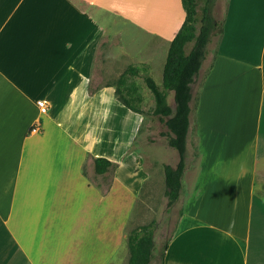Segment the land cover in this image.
Here are the masks:
<instances>
[{
  "label": "crops",
  "instance_id": "0c3cea01",
  "mask_svg": "<svg viewBox=\"0 0 264 264\" xmlns=\"http://www.w3.org/2000/svg\"><path fill=\"white\" fill-rule=\"evenodd\" d=\"M184 18L181 0H0V264H127L148 174L142 115L112 84L129 66L153 77ZM221 19L189 116L198 164L159 264H264V0H226ZM93 158L117 166L96 174Z\"/></svg>",
  "mask_w": 264,
  "mask_h": 264
},
{
  "label": "trees",
  "instance_id": "16d2710c",
  "mask_svg": "<svg viewBox=\"0 0 264 264\" xmlns=\"http://www.w3.org/2000/svg\"><path fill=\"white\" fill-rule=\"evenodd\" d=\"M215 2L216 0H181L185 18L168 47L161 85L155 82L145 65L141 68L129 66L112 84L117 100L142 116L144 113L140 104L143 100L140 94H135L137 87L133 79L141 77L152 96L151 115L165 126L166 131L161 135L178 155L175 166L162 165L164 195L168 208L179 200L181 180L186 169L187 133L189 116L193 110L191 106L193 86L202 62L208 55L209 44L213 39H219L223 31V20L217 19L213 14ZM140 69L143 71L142 74L139 73ZM97 88L90 83L89 94H93ZM169 93L173 95V107L168 104ZM116 166V163L104 158H93V170L96 174H103ZM181 215L182 210L178 213L179 217ZM153 232L154 222H150L127 233V264L152 262L155 258Z\"/></svg>",
  "mask_w": 264,
  "mask_h": 264
},
{
  "label": "rangeland",
  "instance_id": "374dc122",
  "mask_svg": "<svg viewBox=\"0 0 264 264\" xmlns=\"http://www.w3.org/2000/svg\"><path fill=\"white\" fill-rule=\"evenodd\" d=\"M226 5V0H216L213 14L217 19H221L224 14ZM126 44V43H125ZM127 45V44H126ZM129 47V46H128ZM216 47V39L210 43L208 47V61L204 65V73L196 80L193 86V101L192 108L194 111L195 105L198 99V90L202 84L204 76L210 65V60L212 59L213 53ZM165 55V53H164ZM99 56V55H98ZM113 62H130L131 57L125 56L121 58H112ZM156 63V62H155ZM159 70L152 73L155 82L161 85L162 80V68L161 65L164 62H158ZM163 63V64H162ZM207 64V67H206ZM126 64H124L125 66ZM116 77V76H112ZM133 82L135 86L139 89V93L142 96V103L140 104L143 110L142 124L140 125L138 132V139L136 138V143L138 146L135 148L137 152L140 153L142 160L144 161V169L148 174V179L143 183L142 190L138 199L136 200L135 206L130 215V220L126 227V234L141 225L149 224L154 222V244L157 250V256L154 264H159L158 254L162 250L165 241L173 235L176 230L178 223V213L183 209V203L187 195L190 193L191 188V178L195 173L198 164V152L196 148V137L194 130L190 136V147H187L189 152L187 156L188 173L184 182V190L179 196V200L171 207H167V198L164 195V183H163V169L162 165L158 163L157 159L165 161L168 165H174L178 160L177 152L167 145L166 138L161 134L166 131L165 126L155 117L151 115L152 108V96L148 89L146 88L142 78H134ZM95 84V83H94ZM102 84V83H101ZM172 93L168 95V102L173 107V97ZM264 123V118H263ZM263 136H261V141ZM264 140V139H263ZM260 141V154L262 155L264 149L261 146ZM175 166V165H174ZM255 192L258 196L264 199V157L259 161L256 168V178H255ZM125 264V263H124Z\"/></svg>",
  "mask_w": 264,
  "mask_h": 264
},
{
  "label": "built area",
  "instance_id": "2783aa9c",
  "mask_svg": "<svg viewBox=\"0 0 264 264\" xmlns=\"http://www.w3.org/2000/svg\"><path fill=\"white\" fill-rule=\"evenodd\" d=\"M41 112H45V107H42L41 108Z\"/></svg>",
  "mask_w": 264,
  "mask_h": 264
}]
</instances>
